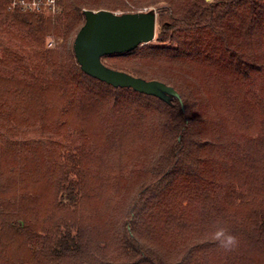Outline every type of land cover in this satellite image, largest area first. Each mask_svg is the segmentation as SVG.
Here are the masks:
<instances>
[{
  "label": "trees",
  "instance_id": "trees-1",
  "mask_svg": "<svg viewBox=\"0 0 264 264\" xmlns=\"http://www.w3.org/2000/svg\"><path fill=\"white\" fill-rule=\"evenodd\" d=\"M160 1L171 11L159 12L156 38L102 60L180 97L115 87L81 68L73 43L85 9L128 12ZM133 2L138 9L126 0H62L53 19L0 0V19L26 46L0 58V122L72 127L96 151L86 171L59 150L33 147L29 159L17 153L20 143L0 141V264H104L103 232L78 211L99 193H119L126 168H145L148 155L155 177L121 214L124 264H264V84L250 98L264 75V0ZM49 30L64 35L62 45L46 48ZM236 140L241 150L232 151ZM47 167L53 196L30 202Z\"/></svg>",
  "mask_w": 264,
  "mask_h": 264
},
{
  "label": "rangeland",
  "instance_id": "rangeland-1",
  "mask_svg": "<svg viewBox=\"0 0 264 264\" xmlns=\"http://www.w3.org/2000/svg\"><path fill=\"white\" fill-rule=\"evenodd\" d=\"M126 2L130 6L131 10L139 8L133 0H126ZM147 6H154L158 10L156 28L157 34L159 30V12L163 9H169L170 11L171 9L165 1L152 3ZM115 11L122 10L117 9ZM54 36L61 37L62 41L60 43H56L52 47H49L47 42ZM63 41L64 35H57L53 30H49L46 35V48L58 47L63 44ZM20 47L26 49V46L22 45V43L17 40V30L14 26H12V22L10 20L5 21L4 19H0V58H8L9 56L11 58H16L17 49H20ZM15 69H17V67L13 66L11 71L16 72ZM262 77V79L254 78V85L251 89L253 90V93L250 95L252 100L254 97L253 94H260L261 87L264 84V75ZM249 87L250 85H248V88ZM3 118L4 116L0 112V121H3ZM11 128L12 130L6 129V127L0 122V141L4 145L6 141H8V144L12 142L20 143L21 147L17 149L18 154L22 153L23 155H28V158L30 159V157L35 156L33 147L40 148L41 151L59 150L64 159L68 158V160L70 159L73 162V159L71 158L73 157L75 159L73 163L78 169H83L84 167L83 170L87 171L88 169L94 168L93 166L87 168V165L84 162L89 160L90 156L96 153L95 146L87 139L86 136L78 131V129L70 127L63 130L58 129V125H55L52 129L45 130L41 129L38 125H19L17 121H11ZM234 138L236 139L237 137ZM8 144L5 147H7ZM15 147H17V145H14V148ZM235 147L237 150H241V144H239L238 140L230 142V150L232 149V151H235ZM42 155L45 158L47 153ZM145 162V168L143 169H134L133 166L135 165H130L129 168H126L123 176L125 187L119 193L115 191L114 187L109 195L106 193H99L96 201L92 203H85L81 206L82 209H79L78 211L79 218L83 217L86 219L85 223H91L95 228L101 229L103 232V238L102 240H99L102 242V245L106 246V250L102 253V257L104 258L103 261L105 262L104 264H109L110 262L112 264H124L130 261L124 250L125 229L122 225L124 219L121 214H124L125 211L133 205L132 201L141 182L152 181L155 177L154 171L152 170L153 165L151 164L152 161L150 160V155L147 156ZM18 163L19 158L13 159L11 166L15 167ZM46 171L47 179L42 178L37 181V185H35L32 191L34 197L30 198V202L35 201V199H39L40 202L42 201L47 204L46 202L48 201V198L53 196L54 180L52 179V174L49 172L48 167L46 168ZM73 175L76 176L77 173H73ZM41 209L42 207L39 211ZM100 221L103 225L100 224ZM94 233L98 234L97 230ZM141 233L144 235L142 238L147 237V234L145 235L143 229Z\"/></svg>",
  "mask_w": 264,
  "mask_h": 264
},
{
  "label": "water",
  "instance_id": "water-1",
  "mask_svg": "<svg viewBox=\"0 0 264 264\" xmlns=\"http://www.w3.org/2000/svg\"><path fill=\"white\" fill-rule=\"evenodd\" d=\"M85 23L74 39V51L81 68L115 87L136 91L164 100L180 97L178 90L158 79H145L106 65L102 57L131 51L156 38L154 11L116 12L110 9H85Z\"/></svg>",
  "mask_w": 264,
  "mask_h": 264
},
{
  "label": "built area",
  "instance_id": "built-area-1",
  "mask_svg": "<svg viewBox=\"0 0 264 264\" xmlns=\"http://www.w3.org/2000/svg\"><path fill=\"white\" fill-rule=\"evenodd\" d=\"M61 1L62 0H8V9L11 11L44 13L55 19L62 11ZM134 11H154L158 18V10L154 6H144ZM116 12L122 13L123 11ZM61 41V37L54 36L47 42V45L52 47Z\"/></svg>",
  "mask_w": 264,
  "mask_h": 264
},
{
  "label": "clouds",
  "instance_id": "clouds-1",
  "mask_svg": "<svg viewBox=\"0 0 264 264\" xmlns=\"http://www.w3.org/2000/svg\"><path fill=\"white\" fill-rule=\"evenodd\" d=\"M220 236H224V233L223 232H220V233L217 234V238H219ZM233 243H235V238L232 237V236H230V235H228L226 237V244L227 245H231Z\"/></svg>",
  "mask_w": 264,
  "mask_h": 264
}]
</instances>
